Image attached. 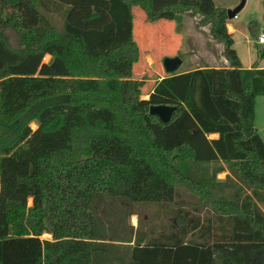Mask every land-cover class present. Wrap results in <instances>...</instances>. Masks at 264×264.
I'll return each instance as SVG.
<instances>
[{
	"label": "trees",
	"instance_id": "16d2710c",
	"mask_svg": "<svg viewBox=\"0 0 264 264\" xmlns=\"http://www.w3.org/2000/svg\"><path fill=\"white\" fill-rule=\"evenodd\" d=\"M133 6L147 23L198 16L227 67L166 74L141 99ZM227 23L212 0H0V264H215L217 244L264 248V69L241 67ZM160 105L166 123L149 114ZM136 206L165 220L134 228Z\"/></svg>",
	"mask_w": 264,
	"mask_h": 264
},
{
	"label": "rangeland",
	"instance_id": "374dc122",
	"mask_svg": "<svg viewBox=\"0 0 264 264\" xmlns=\"http://www.w3.org/2000/svg\"><path fill=\"white\" fill-rule=\"evenodd\" d=\"M212 1L217 7L229 10L236 7L241 0ZM132 13L133 37L140 50L139 62L134 68L133 77L139 81H145L141 99H147V94L155 83L168 74L162 66L163 60L167 57L181 59V65L176 70L179 73L199 68L203 63H209L211 66L221 65L222 45L211 38L208 26L198 25V16L178 15L173 21L147 23L139 7L133 6ZM52 22L60 28L57 17H53ZM227 24L236 30L232 36L233 48L241 62V67L250 68L256 61L264 65V55L259 54L264 52V46L258 45L254 38L255 34L264 29V0H245L243 8L235 18L228 20ZM231 26H227L228 32ZM7 34L10 46L16 49L17 36L11 30H8ZM49 60V56L44 57V62ZM254 101V125L264 143V97L257 96ZM30 126L33 129L36 128L34 122H31ZM216 178L224 180L225 173H220ZM134 211L138 216L134 214L129 217V222L134 228L137 226L138 219L144 221L159 215L161 221L165 220L159 207L136 206ZM42 238L49 239L50 236L44 234ZM261 245L241 244L240 248L230 244L214 245L215 264H261L264 248L256 249ZM249 249L256 250H251L247 254Z\"/></svg>",
	"mask_w": 264,
	"mask_h": 264
},
{
	"label": "water",
	"instance_id": "95a60500",
	"mask_svg": "<svg viewBox=\"0 0 264 264\" xmlns=\"http://www.w3.org/2000/svg\"><path fill=\"white\" fill-rule=\"evenodd\" d=\"M245 0H241L240 3L233 9L226 10L227 19L231 20L236 17L237 13L243 8ZM181 65V59L179 57L165 58L162 62L163 69L166 73H174ZM174 107L172 106H151L149 107V114L157 116L162 122L166 123L170 120Z\"/></svg>",
	"mask_w": 264,
	"mask_h": 264
},
{
	"label": "crops",
	"instance_id": "0c3cea01",
	"mask_svg": "<svg viewBox=\"0 0 264 264\" xmlns=\"http://www.w3.org/2000/svg\"><path fill=\"white\" fill-rule=\"evenodd\" d=\"M182 16V15H181ZM177 17V16H176ZM227 26H231L230 24L228 25L227 24ZM232 27V26H231ZM229 27V30H230V32H228V33H230L231 34V36H233L234 35V33H235V29L232 27ZM259 33H257V34H255L254 35V38H255V40H256V38H257V35H258ZM260 54V56H263L264 55V52H262V53H259ZM223 60H222V62H221V65H219V66H211V65H209V63H207V64H200V62H199V64L201 65L199 68H206V67H208V68H226L227 67V62L225 61V59L224 58H222ZM256 64H257V68L258 69H264V65L263 64H260V63H258L257 61H256ZM252 66V65H251ZM243 68V67H242ZM251 68V67H250ZM249 67H247L246 69H250ZM244 69V68H243ZM193 70V69H192ZM187 71H190V70H187ZM187 71H184V72H187ZM163 78V77H162ZM148 96V95H147ZM33 129V128H32ZM223 173H225V176L227 175V171H225V172H223ZM219 175V174H218Z\"/></svg>",
	"mask_w": 264,
	"mask_h": 264
},
{
	"label": "built area",
	"instance_id": "2783aa9c",
	"mask_svg": "<svg viewBox=\"0 0 264 264\" xmlns=\"http://www.w3.org/2000/svg\"><path fill=\"white\" fill-rule=\"evenodd\" d=\"M256 43L260 46H264V29L259 31L256 38Z\"/></svg>",
	"mask_w": 264,
	"mask_h": 264
}]
</instances>
